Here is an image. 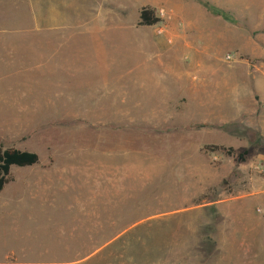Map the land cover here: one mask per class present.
<instances>
[{"label": "rangeland", "instance_id": "obj_1", "mask_svg": "<svg viewBox=\"0 0 264 264\" xmlns=\"http://www.w3.org/2000/svg\"><path fill=\"white\" fill-rule=\"evenodd\" d=\"M63 1L0 0V145L11 146L24 119L23 140L40 157L32 168L13 166L0 192V202L24 201L20 239L13 249L0 239V264H264V208L244 205L264 191V164L240 154L227 166L226 150H197L188 134H177L188 119L180 99L189 90L75 87L78 80L56 62L77 65L85 37L74 7L70 17L69 9L56 13L54 3ZM179 1L181 16L153 9L171 19L143 36L159 38L158 29L164 34L172 22L183 57L197 49L235 59L240 53L227 44L193 40L200 10L212 30H244L241 53L255 54L264 68V0ZM107 11L132 21L137 13L102 6ZM53 22L58 33L47 29ZM9 228L0 223V236Z\"/></svg>", "mask_w": 264, "mask_h": 264}, {"label": "crops", "instance_id": "obj_2", "mask_svg": "<svg viewBox=\"0 0 264 264\" xmlns=\"http://www.w3.org/2000/svg\"><path fill=\"white\" fill-rule=\"evenodd\" d=\"M56 3L55 10L61 8L56 13L61 12L62 16L65 9H69L65 15L72 7L76 9L79 15L75 21L79 26L76 31L85 37L79 40L83 48L78 51L77 65L68 61L66 67L67 60L62 59L56 62L58 71L68 70L70 77L78 80L77 86L56 82V88L75 86L94 87L95 90H189V97L180 99V108L189 111L188 119L179 124L182 130H177V134H188L196 143L197 150L207 146L226 150L227 166L233 157L240 154H247L264 164V68L255 54L241 53L239 47L249 41L244 30L241 34L227 27L212 30L211 26L202 23L201 18H198L202 14L196 10V17H191L193 40L205 39V44L222 42L229 46L230 51H238L240 54L226 62L224 57L200 54L197 49H193L190 56L183 57L176 47L178 42L174 40L176 30L172 22L164 34L154 39L143 36L145 30L152 26H139L142 8L155 9L162 6L181 16L179 0H67L60 6ZM241 3L244 6L245 0H241ZM102 6L133 7L137 11L135 21L126 18L123 13L102 12ZM58 24L53 22L47 29L58 33ZM236 37L238 45L233 41ZM169 41L172 43L170 46L166 44ZM27 129L23 119L19 127L20 136L15 141H8L11 142L10 147L38 156L30 148L32 142L23 140V135L28 134ZM29 143L30 147H27ZM66 172L61 170L62 174ZM237 198L235 201L239 200ZM244 202L245 206L257 203L264 208V191ZM22 203L23 200L16 198L0 202V223L10 224L11 230L9 235L3 232L0 239L11 249L16 240L20 239L17 238L16 230L19 229L18 216L22 215ZM24 215L29 217L31 213L25 211Z\"/></svg>", "mask_w": 264, "mask_h": 264}, {"label": "trees", "instance_id": "obj_3", "mask_svg": "<svg viewBox=\"0 0 264 264\" xmlns=\"http://www.w3.org/2000/svg\"><path fill=\"white\" fill-rule=\"evenodd\" d=\"M202 5L207 11L213 14H219L209 4L202 3ZM159 21L160 20L155 15L153 9H141L139 13V26H154L159 23ZM37 163L38 156L35 153L22 152L13 147H4L3 145H0V192L10 181L11 167H30L36 165Z\"/></svg>", "mask_w": 264, "mask_h": 264}, {"label": "built area", "instance_id": "obj_4", "mask_svg": "<svg viewBox=\"0 0 264 264\" xmlns=\"http://www.w3.org/2000/svg\"><path fill=\"white\" fill-rule=\"evenodd\" d=\"M156 16L158 17L159 20H170L171 19V15H170V12H166L164 11L163 9H160L157 11V14ZM160 22V21H159ZM157 33L160 35L163 33V30L162 29H158ZM226 61H230L231 60V57L230 56H226ZM262 172L264 173V168H262Z\"/></svg>", "mask_w": 264, "mask_h": 264}]
</instances>
